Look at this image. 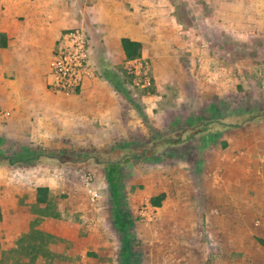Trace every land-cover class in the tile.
Segmentation results:
<instances>
[{"label": "rangeland", "instance_id": "1", "mask_svg": "<svg viewBox=\"0 0 264 264\" xmlns=\"http://www.w3.org/2000/svg\"><path fill=\"white\" fill-rule=\"evenodd\" d=\"M90 45L96 69L92 78L105 93L96 97L92 112H68L70 105L49 89L24 98L19 110L13 106L17 99L0 96L1 153L98 150L121 158L141 143L176 135L192 123L207 127L181 145L162 147L150 161L122 166L114 191L106 171L93 163L80 168L50 160L24 167L0 164V264H168L167 228L178 230L179 225L174 220L167 227V184L178 186L184 168L190 171L196 162L201 169L191 170L189 180L201 184L205 154L211 148L225 150V139H264V123L238 130L217 124L232 123L247 110H264L261 49L233 42L228 62L227 48L220 47V68H233L229 83L215 90L217 85L204 76L177 74L180 89H173V101L157 85L148 58H105L102 49ZM180 91L189 93L181 104ZM159 198L156 208L152 201ZM170 198L178 201L180 194ZM207 244L210 252L214 241ZM173 259L180 264V256ZM199 262L212 264L213 259Z\"/></svg>", "mask_w": 264, "mask_h": 264}, {"label": "crops", "instance_id": "2", "mask_svg": "<svg viewBox=\"0 0 264 264\" xmlns=\"http://www.w3.org/2000/svg\"><path fill=\"white\" fill-rule=\"evenodd\" d=\"M73 28H83L105 58L127 61L122 40L141 43V59H149L157 85L177 101V74L204 76L215 90L233 78L232 67L220 68V47L227 48L228 62L233 42L264 51V0H0V96L17 99L19 110L24 98L44 95L55 47ZM98 84L87 79L80 96L49 91L70 105L68 112L90 113L105 94ZM179 95V104L189 97ZM225 140V150L205 154L201 184L189 180L191 170L201 169L197 162L186 165L190 171L184 168L178 186L167 184V227L174 220L179 225L167 228L168 264L176 256L180 264H203L208 256L212 264H264V139ZM175 192L178 201L170 198Z\"/></svg>", "mask_w": 264, "mask_h": 264}, {"label": "trees", "instance_id": "3", "mask_svg": "<svg viewBox=\"0 0 264 264\" xmlns=\"http://www.w3.org/2000/svg\"><path fill=\"white\" fill-rule=\"evenodd\" d=\"M122 48L128 62L141 59L143 48L141 43L125 38L122 40ZM260 122H264V110H247L237 115L234 119V122L232 123L226 124L217 122V124L221 126L222 129L237 130L244 126ZM206 127L207 123L198 122L182 130H179L176 135H162L150 143H141L138 145V147L128 150L121 158L111 157L105 151L98 150H92L88 152H68L62 150L58 152L59 154H56L55 152L52 153L45 150L37 149L30 151L26 149L21 153L13 154L14 157L7 156L6 154L0 152V164L24 167L36 166L45 160H50L61 165H69L80 168L91 166L93 163L97 166H101L106 171L111 189L114 191L118 188V172L122 166L140 161H150L158 154L162 147L179 145L189 141L190 139L203 134ZM39 191H42V189ZM152 204L156 207H160L161 199L159 198L158 200H153ZM126 239L127 238H124L125 246L128 244ZM127 247L128 245L126 246V249Z\"/></svg>", "mask_w": 264, "mask_h": 264}, {"label": "built area", "instance_id": "4", "mask_svg": "<svg viewBox=\"0 0 264 264\" xmlns=\"http://www.w3.org/2000/svg\"><path fill=\"white\" fill-rule=\"evenodd\" d=\"M95 72L85 30L73 28L65 31L53 52L49 90L66 96L76 95L83 90L86 80L93 77Z\"/></svg>", "mask_w": 264, "mask_h": 264}]
</instances>
